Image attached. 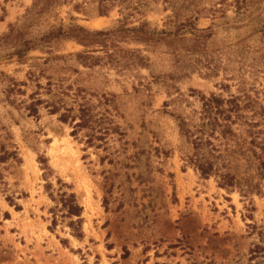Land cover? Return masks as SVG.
<instances>
[{"label":"rangeland","instance_id":"rangeland-1","mask_svg":"<svg viewBox=\"0 0 264 264\" xmlns=\"http://www.w3.org/2000/svg\"><path fill=\"white\" fill-rule=\"evenodd\" d=\"M36 1L0 0V264H264V180L203 118L264 139V0Z\"/></svg>","mask_w":264,"mask_h":264},{"label":"trees","instance_id":"trees-1","mask_svg":"<svg viewBox=\"0 0 264 264\" xmlns=\"http://www.w3.org/2000/svg\"><path fill=\"white\" fill-rule=\"evenodd\" d=\"M53 0H37L41 4L39 9H44L47 6L51 4ZM260 0H235L236 2V8L240 9L241 7H244L246 5H251V4H259ZM35 6V5H34ZM32 8L28 10V13L30 12ZM258 24H259V31L264 30V19L258 18ZM75 30L78 31V34L73 35L70 32L64 33L59 29L58 31L55 32L57 35H61L63 37H75L79 40L83 39L86 34H89V31L84 29L81 26H75ZM196 31H205V30H198L195 29ZM100 32H96L98 34ZM163 33V32H161ZM199 37V35H198ZM215 103L217 104L216 106V112L211 111V106H208V108L204 111V119L206 120L205 126H208L211 130H216L218 129L220 131V135L223 138L228 139L231 137L234 140L236 150L239 152L246 160L247 165H251L255 168L256 173L255 175L259 180H264V139H261L260 141H257V137H253L251 139H247L245 137H242L241 135H237L232 126L236 123V119H239L240 115L238 113V110L240 109L239 107H236L235 110L230 109H220L222 104H223V99H214ZM220 107V108H219ZM264 109V108H262ZM264 112V110H262ZM234 116V119H232V115ZM64 114L61 115V118L64 119ZM242 117V116H241ZM264 120V118H262ZM245 124L249 125L250 127L257 126L259 122H253V123H246ZM178 125L183 132V134H188L190 133V128L188 127L186 121L184 119H179ZM76 126H80L79 122L76 123ZM204 126V125H203ZM206 144H210L209 141L205 142ZM203 140L201 137H195L192 139V144L194 146V149L196 151L202 147ZM201 150V149H200ZM194 164L196 167L199 169L200 173L202 175H210L211 173H216L218 169L214 168L213 162L209 161L202 155H199V153L194 154L193 158ZM218 176L220 177V184L224 187H230V188H239L240 192L243 194H248V193H261L260 190V182L259 181H253L250 179V177L246 176L244 178L237 179L229 173L228 171H223V172H218ZM73 198L74 196L71 195ZM78 205H72L69 207V212L70 213H77L78 214ZM260 245H256L254 250L251 252H255L257 250H262Z\"/></svg>","mask_w":264,"mask_h":264},{"label":"bare ground","instance_id":"bare-ground-1","mask_svg":"<svg viewBox=\"0 0 264 264\" xmlns=\"http://www.w3.org/2000/svg\"><path fill=\"white\" fill-rule=\"evenodd\" d=\"M95 24H96V25H100V24H101V20H100V19H99V20H96V21H95Z\"/></svg>","mask_w":264,"mask_h":264}]
</instances>
